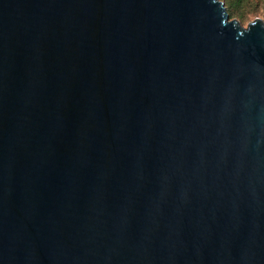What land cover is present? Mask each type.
I'll return each instance as SVG.
<instances>
[{
	"label": "water",
	"instance_id": "1",
	"mask_svg": "<svg viewBox=\"0 0 264 264\" xmlns=\"http://www.w3.org/2000/svg\"><path fill=\"white\" fill-rule=\"evenodd\" d=\"M254 21L0 0V264H264Z\"/></svg>",
	"mask_w": 264,
	"mask_h": 264
},
{
	"label": "rangeland",
	"instance_id": "2",
	"mask_svg": "<svg viewBox=\"0 0 264 264\" xmlns=\"http://www.w3.org/2000/svg\"><path fill=\"white\" fill-rule=\"evenodd\" d=\"M225 5L230 17L238 19L244 26L257 18L264 20V0H227Z\"/></svg>",
	"mask_w": 264,
	"mask_h": 264
},
{
	"label": "trees",
	"instance_id": "3",
	"mask_svg": "<svg viewBox=\"0 0 264 264\" xmlns=\"http://www.w3.org/2000/svg\"><path fill=\"white\" fill-rule=\"evenodd\" d=\"M222 1H224V0H222ZM225 1L227 2V0H225ZM225 1H224V2H225Z\"/></svg>",
	"mask_w": 264,
	"mask_h": 264
},
{
	"label": "snow or ice",
	"instance_id": "4",
	"mask_svg": "<svg viewBox=\"0 0 264 264\" xmlns=\"http://www.w3.org/2000/svg\"><path fill=\"white\" fill-rule=\"evenodd\" d=\"M255 21H253V23H254Z\"/></svg>",
	"mask_w": 264,
	"mask_h": 264
}]
</instances>
